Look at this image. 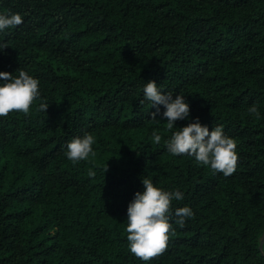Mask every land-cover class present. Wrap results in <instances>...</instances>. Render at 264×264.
<instances>
[{"label": "trees", "instance_id": "1", "mask_svg": "<svg viewBox=\"0 0 264 264\" xmlns=\"http://www.w3.org/2000/svg\"><path fill=\"white\" fill-rule=\"evenodd\" d=\"M8 10L23 21L0 32V70L29 71L41 96L0 116V264H264V0H0ZM150 79L185 95L177 126L199 117L237 141L232 174L167 151ZM85 132L94 154L73 163L66 145ZM145 176L194 212L172 216L149 260L126 232Z\"/></svg>", "mask_w": 264, "mask_h": 264}, {"label": "clouds", "instance_id": "2", "mask_svg": "<svg viewBox=\"0 0 264 264\" xmlns=\"http://www.w3.org/2000/svg\"><path fill=\"white\" fill-rule=\"evenodd\" d=\"M22 21L20 12L0 11V32ZM6 45L0 42V51ZM40 96L39 79L29 71L21 69L18 75H13V72L0 70V116H6L11 110L27 114L30 105ZM143 96L155 106L156 110L151 114L153 119L160 112L159 106H164L163 120L166 121V130L171 131L165 142L170 154H186L224 176L235 171L237 141L224 132L222 125H215L209 130V126L201 123L199 117L189 120L184 126L176 125L178 119H188L190 115V104L184 94L178 93L173 97L172 92L162 91L156 80L150 79L143 85ZM48 105L47 102H41L39 108L46 111ZM247 111L261 116L256 104L250 105ZM152 139L159 143L162 136L154 130ZM95 141L96 136L90 132L73 137L66 145L67 158L73 163L87 159L90 154H94ZM94 174L90 169L89 175ZM142 184L143 189L137 190L128 203L126 232L130 251L143 260H149L165 249L170 231H175L170 222L172 216L176 217V224L183 226L186 218L194 216V212L188 205L176 207L173 211L172 202L184 199L182 190L166 189L147 176L142 178Z\"/></svg>", "mask_w": 264, "mask_h": 264}, {"label": "water", "instance_id": "3", "mask_svg": "<svg viewBox=\"0 0 264 264\" xmlns=\"http://www.w3.org/2000/svg\"><path fill=\"white\" fill-rule=\"evenodd\" d=\"M261 245H262V240H261Z\"/></svg>", "mask_w": 264, "mask_h": 264}]
</instances>
